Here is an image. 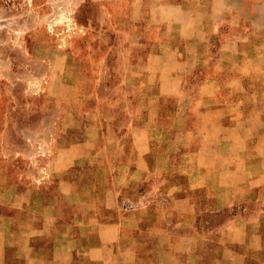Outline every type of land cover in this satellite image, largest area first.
<instances>
[{
	"label": "crops",
	"instance_id": "1",
	"mask_svg": "<svg viewBox=\"0 0 264 264\" xmlns=\"http://www.w3.org/2000/svg\"><path fill=\"white\" fill-rule=\"evenodd\" d=\"M117 1L41 172L0 121V264H264V0Z\"/></svg>",
	"mask_w": 264,
	"mask_h": 264
},
{
	"label": "rangeland",
	"instance_id": "2",
	"mask_svg": "<svg viewBox=\"0 0 264 264\" xmlns=\"http://www.w3.org/2000/svg\"><path fill=\"white\" fill-rule=\"evenodd\" d=\"M118 3L0 0V121L7 114L10 128L4 140L19 150L15 157L24 158L17 164L21 172H41L42 165L30 163L31 157L44 158L49 150L46 145L57 142L62 105L56 96L60 92L69 96L63 78L68 55L82 53V76L92 78L96 77L95 68L102 67V59L114 68L125 63L116 59L124 39L117 42L118 47L112 46L118 29L105 19L107 11ZM96 36L99 38L94 40ZM80 76L73 74L76 82ZM70 103L77 106L79 101Z\"/></svg>",
	"mask_w": 264,
	"mask_h": 264
}]
</instances>
